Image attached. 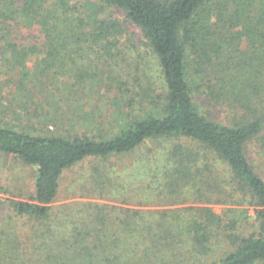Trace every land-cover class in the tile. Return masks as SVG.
<instances>
[{"label":"trees","instance_id":"1","mask_svg":"<svg viewBox=\"0 0 264 264\" xmlns=\"http://www.w3.org/2000/svg\"><path fill=\"white\" fill-rule=\"evenodd\" d=\"M131 25L158 83L138 61L123 66ZM104 82L115 92L100 94ZM31 88L52 102L105 99L115 113L92 116L115 125L103 136L87 114L60 133L46 129L56 116L35 127L19 112ZM85 121L98 133L74 129ZM132 153L147 169L139 184L107 162ZM0 156L36 168L30 192L0 183V207L55 223L28 234L0 222V264L264 261V0H0ZM86 161L98 168L89 201L52 216L64 174Z\"/></svg>","mask_w":264,"mask_h":264},{"label":"rangeland","instance_id":"2","mask_svg":"<svg viewBox=\"0 0 264 264\" xmlns=\"http://www.w3.org/2000/svg\"><path fill=\"white\" fill-rule=\"evenodd\" d=\"M116 17L123 18L124 16L122 13H115ZM35 32H38V29L36 28L35 31H32V34H35ZM129 32L133 34V41H131V47L129 50H125L126 52V62L123 64V66H128V71L127 73L131 74V67L129 65H132L134 61L140 62L142 69H145L146 67L149 68L148 76L150 77L149 79L154 80V83L159 82V73L156 65V60L154 57H152L150 54H148L147 48L141 44L142 41V34L140 30L134 26H130ZM24 37H27L28 33L24 32L22 34ZM129 40L125 39L123 42H128ZM18 43H26L29 42L27 38L25 40L18 39ZM141 56L143 59H141ZM129 64V65H128ZM11 79L15 81L17 80L16 75H12ZM148 81V80H147ZM140 83L146 84V81L142 80ZM14 86V85H13ZM33 91L31 88L29 92ZM97 91L102 94L106 91L110 92L113 91L115 92L114 89L109 88V85L106 84V82L102 83L101 85L98 86ZM11 90H6L5 95L10 96V98H7L6 100L13 101L16 99L13 95L11 96ZM56 98L54 97L55 102L51 101V96L53 95H47L45 93H40L39 90H35L32 92V94H27L24 100H22L23 105L20 104V110L19 112L23 113L25 110L28 114H30L29 119L33 121V124L35 127H39V124L43 123V117L47 116H56L54 118L55 120L48 123L46 129H49V132H54V133H60L62 130H71L70 125L71 122L70 120L75 118L78 119L80 116L81 119L84 120L85 116L88 114L89 116L93 117L94 112L98 110V108H104L103 110H108L110 108V113L107 114H102L101 112L97 111V116L101 117H108L111 115V113H115L116 107L113 108L111 105L106 106V100L103 99L102 103L100 102H94L92 104H86L84 101H79L77 102L76 99H65L62 102H59L58 99H61L59 93H55ZM36 100L37 102L40 103V105H34L33 101ZM18 104V103H17ZM19 105V104H18ZM206 108V107H205ZM207 109V108H206ZM106 113V111L104 112ZM210 114L213 118L218 119L222 121L226 116L227 112L220 110V109H215V108H210ZM42 117V118H40ZM70 118V119H69ZM94 118V117H93ZM113 119V116L111 117ZM95 119V118H94ZM31 121H27L26 123H30ZM78 121V120H76ZM106 121V122H105ZM111 121L104 120L99 122V117H96L94 123L98 125V123H103L105 124L104 130H103V136L107 135L109 132V126H114L115 123ZM13 122V121H11ZM14 123V122H13ZM78 126H74L75 130H79L80 128H85L89 133L94 131L95 134H97V127L90 126V123L86 121L85 122H80L76 123ZM61 126V127H60ZM83 126V127H82ZM60 127V128H59ZM78 127V129H77ZM62 128V129H61ZM73 129V128H72ZM152 148H156V145L151 144ZM158 148V147H157ZM145 150V148H144ZM137 155L138 153H132L127 155L126 157H123L121 159H116L117 157H114L107 162H110L117 168H119L120 172H123L125 176L129 179H132L136 184H139L137 182L140 181L142 173L147 170L146 167H143L142 165H135L137 163ZM254 156V155H253ZM94 165V162L92 161H86L84 163H80L73 167L72 169L68 170L61 181V187L59 190V196L57 199V202L51 204V214L53 216V207L59 209H64L66 206L71 205V204H76V203H84L89 201V199L84 195L83 189H86L88 185L92 184L91 179L93 178V174H97L96 172L98 171V168L96 171L92 168ZM95 171V172H94ZM36 179V168L27 166L21 162H18L14 160L11 157H3L0 156V183L5 186H14V184L23 187L26 192L32 191L34 188V182ZM131 181V180H129ZM93 185V184H92ZM91 186H89V189H91ZM8 197V196H6ZM85 197V198H82ZM27 201V199H26ZM101 203H104L102 201H99ZM175 207H184V206H175ZM164 208H170V207H153L151 209H164ZM228 207L225 206H220V205H213L212 209L216 214H221L223 213ZM58 209V210H59ZM253 212V211H252ZM0 222L4 223L6 222L9 227L7 228L9 231L18 229L21 232L32 234L34 232V229H37L38 231H46L47 228L53 232V218L50 220L45 221V224L47 225L44 226V223H36V221H33L29 217H21L19 218L18 216L15 217V214L12 213L9 207L7 206H1L0 207ZM256 264H264V261L258 262Z\"/></svg>","mask_w":264,"mask_h":264}]
</instances>
